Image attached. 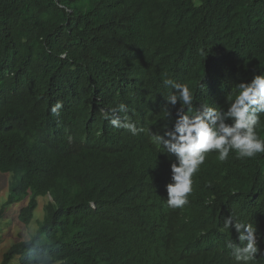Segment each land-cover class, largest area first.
<instances>
[{
  "label": "trees",
  "instance_id": "16d2710c",
  "mask_svg": "<svg viewBox=\"0 0 264 264\" xmlns=\"http://www.w3.org/2000/svg\"><path fill=\"white\" fill-rule=\"evenodd\" d=\"M261 73L264 0H0L5 205L26 200L17 221L28 227L47 199L38 233L0 264H236L229 215L257 227L264 264V153H209L188 204L170 208L175 157L147 131L174 122L165 79L187 84L194 108H226ZM119 103L144 132L103 118Z\"/></svg>",
  "mask_w": 264,
  "mask_h": 264
},
{
  "label": "clouds",
  "instance_id": "9594fccd",
  "mask_svg": "<svg viewBox=\"0 0 264 264\" xmlns=\"http://www.w3.org/2000/svg\"><path fill=\"white\" fill-rule=\"evenodd\" d=\"M66 57L67 52L60 54L61 59ZM163 85L173 89L165 98V115L172 117L175 109L174 122L160 132L147 131L156 146L162 148L167 156L175 157L170 166L171 183L166 185V203L170 208H182L188 204V197L193 192V177L209 153H217L222 162L229 158L231 152L240 159L264 153V138L258 134V129L264 124L261 119L264 116V73L254 75L250 82L236 84L234 98L226 108L209 105L194 108V93L187 84L165 79ZM61 108L63 104L58 101L51 107V113L59 116ZM127 112L128 106L119 103L105 111L103 118L114 128H123L133 136L144 132L145 129L138 128L129 116L121 117V113ZM224 227L234 228L238 234V244L234 240L225 241L236 264H257L260 252L257 227L231 215L224 219Z\"/></svg>",
  "mask_w": 264,
  "mask_h": 264
},
{
  "label": "rangeland",
  "instance_id": "374dc122",
  "mask_svg": "<svg viewBox=\"0 0 264 264\" xmlns=\"http://www.w3.org/2000/svg\"><path fill=\"white\" fill-rule=\"evenodd\" d=\"M10 181L9 175L0 173V262L3 255L16 243L27 241L32 236L36 235L39 230V222L42 221L45 215V204L47 199L39 197L38 207L34 212L33 219L28 227L17 221L20 208L26 204V200L22 203L6 206L8 198V184ZM15 262V261H13ZM16 264H18L16 262Z\"/></svg>",
  "mask_w": 264,
  "mask_h": 264
},
{
  "label": "bare ground",
  "instance_id": "6f19581e",
  "mask_svg": "<svg viewBox=\"0 0 264 264\" xmlns=\"http://www.w3.org/2000/svg\"><path fill=\"white\" fill-rule=\"evenodd\" d=\"M262 183V182H261ZM198 252V251H197Z\"/></svg>",
  "mask_w": 264,
  "mask_h": 264
}]
</instances>
